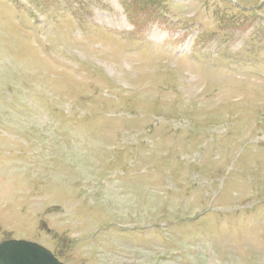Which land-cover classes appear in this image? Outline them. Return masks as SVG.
I'll return each instance as SVG.
<instances>
[{"label": "rangeland", "instance_id": "obj_1", "mask_svg": "<svg viewBox=\"0 0 264 264\" xmlns=\"http://www.w3.org/2000/svg\"><path fill=\"white\" fill-rule=\"evenodd\" d=\"M9 240L264 264V0H0Z\"/></svg>", "mask_w": 264, "mask_h": 264}, {"label": "water", "instance_id": "obj_2", "mask_svg": "<svg viewBox=\"0 0 264 264\" xmlns=\"http://www.w3.org/2000/svg\"><path fill=\"white\" fill-rule=\"evenodd\" d=\"M0 264H63L46 248L28 241L0 244Z\"/></svg>", "mask_w": 264, "mask_h": 264}]
</instances>
